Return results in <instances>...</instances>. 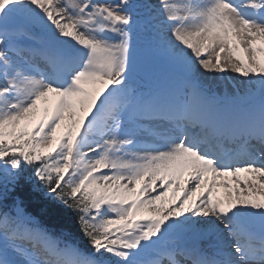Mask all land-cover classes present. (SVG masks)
I'll use <instances>...</instances> for the list:
<instances>
[{"label": "snow or ice", "instance_id": "1", "mask_svg": "<svg viewBox=\"0 0 264 264\" xmlns=\"http://www.w3.org/2000/svg\"><path fill=\"white\" fill-rule=\"evenodd\" d=\"M0 264H264V0H0Z\"/></svg>", "mask_w": 264, "mask_h": 264}, {"label": "rangeland", "instance_id": "2", "mask_svg": "<svg viewBox=\"0 0 264 264\" xmlns=\"http://www.w3.org/2000/svg\"><path fill=\"white\" fill-rule=\"evenodd\" d=\"M233 77H234V80L236 81V83L237 84H240L241 83V80L240 79H238L237 77H236V74H233V73H230ZM218 75V74H217ZM218 80V79H217ZM220 82H222V83H224L225 81H224V79L222 78L221 80H220ZM232 90V89H231Z\"/></svg>", "mask_w": 264, "mask_h": 264}]
</instances>
